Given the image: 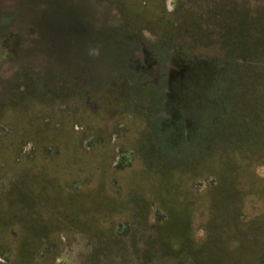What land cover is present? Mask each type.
Returning a JSON list of instances; mask_svg holds the SVG:
<instances>
[{"label":"rangeland","instance_id":"1","mask_svg":"<svg viewBox=\"0 0 264 264\" xmlns=\"http://www.w3.org/2000/svg\"><path fill=\"white\" fill-rule=\"evenodd\" d=\"M263 92L264 0H0V264H264Z\"/></svg>","mask_w":264,"mask_h":264},{"label":"trees","instance_id":"2","mask_svg":"<svg viewBox=\"0 0 264 264\" xmlns=\"http://www.w3.org/2000/svg\"><path fill=\"white\" fill-rule=\"evenodd\" d=\"M150 11H152V13H154L155 17H158V19L163 20L164 22L165 21L167 22V20L168 21L173 20V16H172L173 12H167L162 1L153 2ZM201 12H203L204 15L209 14L208 12H206L205 9L202 10ZM221 12L223 13V10H217L215 16L220 15ZM227 13H229V12H227ZM185 14L187 17H188V15L193 16V12H189V13L185 12ZM188 19H190V18H188ZM259 98H260L259 100H262L261 101L262 104L259 107V114H260L259 115V129H260V126H263L262 123H264V92L262 94H260ZM261 133H262L261 130H259V134H261ZM262 134H264V132ZM121 152H123V151L121 150ZM128 163H129L128 161H125V155L121 153L118 161L115 163V167L116 168H123Z\"/></svg>","mask_w":264,"mask_h":264}]
</instances>
